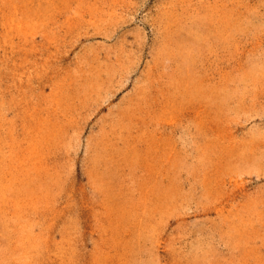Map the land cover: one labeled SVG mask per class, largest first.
I'll return each mask as SVG.
<instances>
[{"label": "rangeland", "instance_id": "obj_1", "mask_svg": "<svg viewBox=\"0 0 264 264\" xmlns=\"http://www.w3.org/2000/svg\"><path fill=\"white\" fill-rule=\"evenodd\" d=\"M10 230L15 264H264V0H0Z\"/></svg>", "mask_w": 264, "mask_h": 264}, {"label": "bare ground", "instance_id": "obj_2", "mask_svg": "<svg viewBox=\"0 0 264 264\" xmlns=\"http://www.w3.org/2000/svg\"><path fill=\"white\" fill-rule=\"evenodd\" d=\"M12 21L13 20H11V22ZM12 24L13 23H11V25ZM8 233H9L10 237H8V239L4 242V245H3L4 249L0 250V263L4 262L6 264H15V260H14V242L12 241V231L10 230ZM1 244H2V242H1Z\"/></svg>", "mask_w": 264, "mask_h": 264}]
</instances>
